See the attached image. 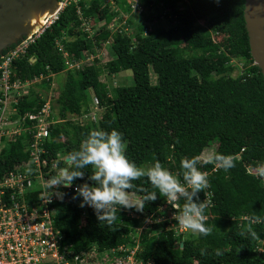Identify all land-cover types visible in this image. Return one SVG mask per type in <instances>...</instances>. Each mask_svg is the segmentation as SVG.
Wrapping results in <instances>:
<instances>
[{
    "label": "trees",
    "instance_id": "obj_1",
    "mask_svg": "<svg viewBox=\"0 0 264 264\" xmlns=\"http://www.w3.org/2000/svg\"><path fill=\"white\" fill-rule=\"evenodd\" d=\"M244 1L141 0L147 8L142 13L146 22L166 17L172 23L154 27L143 36L144 25L130 13L127 0H115V4L129 14L125 25L132 28L131 34L108 29L116 13L105 0H78L11 63V81L42 77L39 85L44 92L49 91L53 76L66 74L53 90L52 112L57 122L45 145L49 162L57 153L66 156L77 149L95 128L122 133L126 156L136 165L148 167L159 161L174 175L180 171L181 158L201 155L210 147L236 158V166L228 171L201 166L210 186L199 193V199L204 200L206 192L211 196L205 214L212 232L206 237L188 231L179 244L173 230L178 222L155 220L165 202L158 192L155 201L146 202L143 213L121 208L115 224L108 227L100 224L92 208L75 203V193L63 191V199L51 206L54 224L64 234L65 243L78 250L116 247L128 241L130 227L138 225L135 215H139L153 219L141 246L144 256L157 264H264V253L255 249L264 240V179L254 174L256 165L264 163V80L250 55ZM77 7L94 30L92 37L81 26ZM57 41L71 61L84 59L86 53H94V48L109 41L115 59L100 66L94 58L79 69H68ZM15 45L0 54V62ZM234 61L241 63L236 76H232L238 69ZM105 68L130 71L131 83L109 88L100 80ZM92 96L100 108L97 121L78 120L89 114ZM43 101L37 92L23 94L18 97V114L38 109ZM69 113L76 120L68 119ZM26 144L27 138L22 136L4 145L0 167L8 159L14 168L27 165ZM83 171L84 179H77L74 185L91 183L89 170ZM133 183L135 187L129 191L136 195L145 194V189L157 191L144 178ZM183 203L179 201L181 207ZM243 216L247 219H241ZM254 217L261 221L251 223L255 237L248 233ZM154 232L159 234L149 236ZM217 250L221 255L215 254Z\"/></svg>",
    "mask_w": 264,
    "mask_h": 264
},
{
    "label": "built area",
    "instance_id": "obj_2",
    "mask_svg": "<svg viewBox=\"0 0 264 264\" xmlns=\"http://www.w3.org/2000/svg\"><path fill=\"white\" fill-rule=\"evenodd\" d=\"M77 1L58 0L59 7L56 12L45 16L33 32L1 56L0 154L4 145L25 136L27 165L14 168L8 159L0 167V264H157L153 259L144 256L141 246L142 236L149 226L130 227L128 241L101 251L95 246L78 250L74 244L64 242V234L54 224L55 209L51 206L53 202L61 199L53 195L50 197L51 202H47L43 187L45 181L56 173L58 162H63L65 157L57 153L55 160L49 162L48 151L45 148L51 140L50 129L57 122L52 112L54 101L52 84L50 83L48 93L44 91L39 93L44 101L38 109L18 114V97L25 94L24 90L32 84L41 82L42 77L33 81H11V63L25 54L28 46L58 19L67 6ZM105 2L116 13L108 29L112 33L124 32L123 28L128 31L129 27L125 24L129 14L116 6L115 0H105ZM129 3L130 13H134L141 19L140 22L144 25L142 35L146 36L154 27L149 25V21L144 20L142 13L146 10L143 11V2L132 0ZM76 12L82 20L81 26L88 34L87 36L92 37L94 33L92 26L82 18L79 7ZM118 22L122 24L121 28L116 25ZM56 46L62 52L68 69H79V66L86 61L85 59L71 61L58 41ZM29 61L33 63L32 58ZM94 100L98 108L97 100L95 98ZM75 186L62 188L60 191L74 193ZM80 199L78 198L75 203L80 204ZM205 199L211 206V196L208 192ZM175 208V204H168L165 199L155 220L174 219V216L179 214ZM241 219L246 220L247 217L243 216ZM173 230L178 243L182 245L181 240L188 230L183 229L179 224L173 226ZM157 234L159 233H149V236ZM255 249L257 252L264 253V240L259 241Z\"/></svg>",
    "mask_w": 264,
    "mask_h": 264
},
{
    "label": "clouds",
    "instance_id": "obj_3",
    "mask_svg": "<svg viewBox=\"0 0 264 264\" xmlns=\"http://www.w3.org/2000/svg\"><path fill=\"white\" fill-rule=\"evenodd\" d=\"M126 143L122 133L112 129L106 131L95 128L89 131L78 148L63 158V167L57 165V171L48 178L43 187L47 202L55 195L63 199L62 188L73 187L77 179L83 180L84 169L89 170L87 177L91 183L84 182L75 186L73 199H80V207L90 206L100 224L111 227L117 221V213L121 208L135 209L143 213L146 202L155 201L157 192L168 204L176 205L178 215L174 219L185 230L197 236H208L212 228L206 226L208 217L205 212L209 202L199 199V193L210 186L207 173L201 171L203 165H213L217 170L228 171L236 166L233 155H225L214 148L201 155L180 160V171L176 175L156 161L151 166L140 167L126 156ZM254 174L264 179V163H259ZM146 179L157 191L143 190L145 194L136 195L130 192L135 187L134 181ZM183 200L182 207L179 201ZM261 222L254 217L250 222L248 233L255 237L257 233L251 223ZM201 254H205L203 251ZM217 256L221 255L217 250Z\"/></svg>",
    "mask_w": 264,
    "mask_h": 264
},
{
    "label": "water",
    "instance_id": "obj_4",
    "mask_svg": "<svg viewBox=\"0 0 264 264\" xmlns=\"http://www.w3.org/2000/svg\"><path fill=\"white\" fill-rule=\"evenodd\" d=\"M58 7V0H0V54L33 32ZM243 18L253 64L264 80V0H245Z\"/></svg>",
    "mask_w": 264,
    "mask_h": 264
},
{
    "label": "rangeland",
    "instance_id": "obj_5",
    "mask_svg": "<svg viewBox=\"0 0 264 264\" xmlns=\"http://www.w3.org/2000/svg\"><path fill=\"white\" fill-rule=\"evenodd\" d=\"M128 2H131L132 0H127ZM138 1V0H137ZM146 10V7H143V11ZM141 19L137 18V22H140ZM172 23L170 22L169 18L166 17H161L158 19H155L154 22L153 21H149V25L156 27V28H165V27H169ZM100 24H98L99 26ZM117 26H119V28H121L122 24H120V22H118L116 24ZM124 32L131 34L132 33V28L129 27L128 31H125V29L123 28ZM112 32V31H111ZM94 53H86L88 54L84 59L86 60L84 62V64L86 62L89 61H93L94 58H97L99 60V65L100 66H104L105 64H108L111 60L115 59V55L111 49L110 43L105 42L103 43V45L101 46V48H94L93 50ZM234 64L238 65V69H236L233 73L232 76H236L240 73L241 71V63L234 61ZM81 67V65L79 66ZM131 72L130 71H124L122 69H118L116 71H112L111 69H103V72L100 76V80L105 82V84L108 85L109 88H113V87H118V86H125V85H129L132 81V76H131ZM66 74L65 73H61L56 75L55 77H52L51 80V84L53 87V90H57L59 84L61 85L63 83V81L65 80ZM40 82L38 81L37 83L32 84V86H29L28 88H26L24 90L25 93H30L32 95H34L36 92L39 94L42 91H45V89L43 87H40ZM50 84V85H51ZM49 91H46L45 93H48ZM100 111V108H96V103L94 100V97L92 96L91 99V106L89 109V114H87L86 116H83L81 119H78L80 121H84V120H93V121H97V112ZM68 119H75L74 115L69 113L67 116ZM76 120V119H75ZM214 147H210L209 149H213ZM207 149V150H209ZM206 151V150H205ZM204 151V152H205ZM88 206L83 207V209H85ZM89 208H91L89 206ZM127 211V209H125ZM85 214V213H84ZM86 216V215H85ZM137 219V224L135 226H148L149 224H151L152 222V218H139V215H135ZM157 217V216H155ZM208 217V216H207Z\"/></svg>",
    "mask_w": 264,
    "mask_h": 264
}]
</instances>
